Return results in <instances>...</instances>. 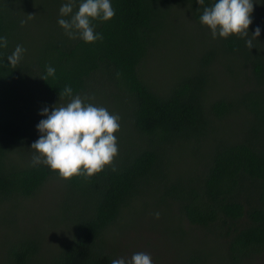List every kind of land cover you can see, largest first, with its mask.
I'll return each mask as SVG.
<instances>
[{
	"label": "trees",
	"instance_id": "obj_1",
	"mask_svg": "<svg viewBox=\"0 0 264 264\" xmlns=\"http://www.w3.org/2000/svg\"><path fill=\"white\" fill-rule=\"evenodd\" d=\"M66 2L0 0V37L8 41L0 47V264H111L117 233L135 214L172 207L162 216L155 261L173 264L169 252L160 258L173 236L186 249L180 264L263 262L264 0H254L248 38L256 27L261 34L251 49L236 35L213 39L200 23L215 0H111L116 14L93 21L103 36L95 43L65 35L58 19ZM27 15L34 18L21 27ZM182 16L206 33L183 54L176 43ZM17 45L27 51L13 68L7 57ZM173 49L182 58H173ZM156 50L164 58L150 78ZM47 66L55 75L45 81ZM65 86L88 97L102 86L110 97V106L89 102L121 117L115 171L106 166L91 178L64 180L33 165L35 150L23 155L39 139L42 109L69 102L59 96ZM53 186L61 198L43 220L51 227L18 230L14 213ZM56 224L64 230L52 237L57 248L47 250ZM203 241L220 249L214 255Z\"/></svg>",
	"mask_w": 264,
	"mask_h": 264
},
{
	"label": "clouds",
	"instance_id": "obj_2",
	"mask_svg": "<svg viewBox=\"0 0 264 264\" xmlns=\"http://www.w3.org/2000/svg\"><path fill=\"white\" fill-rule=\"evenodd\" d=\"M204 5V0H197ZM74 11V9H77ZM254 0H215L208 7H204L200 16V23L207 26L213 39L217 36L227 39L236 35L245 39L246 47H254L253 40L260 36L261 29L256 27L251 38L249 26L252 24ZM59 26L70 39H82L86 43L102 41L103 36L95 31L93 21H109L116 12L111 0H67L59 10ZM63 17H68L65 19ZM20 21L21 27L33 19ZM7 37H0V47H7ZM27 51L22 45H17L11 55L7 57L8 64L13 68L22 60ZM45 81L55 75V68L47 66ZM119 75V74H118ZM59 96L68 97L66 105L44 107L40 112L46 117L36 125L40 133L39 139L31 145L35 150L33 165L44 164L57 172L60 178L69 180L76 176L86 179L101 173L106 166L113 167L115 158L119 155L118 137L114 135L121 129V117L113 114L103 106L89 102L94 97L73 95L71 86H65ZM159 213H155L159 219ZM111 264H153L150 254L136 252L130 260L123 258L112 260Z\"/></svg>",
	"mask_w": 264,
	"mask_h": 264
},
{
	"label": "rangeland",
	"instance_id": "obj_3",
	"mask_svg": "<svg viewBox=\"0 0 264 264\" xmlns=\"http://www.w3.org/2000/svg\"><path fill=\"white\" fill-rule=\"evenodd\" d=\"M175 15L179 17L181 14L177 13ZM176 34V43L179 45L178 48L181 49L180 51L182 54V47L197 48L198 45H201L204 42V37L206 35V33L201 30L198 26L192 25L190 27L187 19L183 16L179 18V24L176 28ZM164 35L167 36L165 33ZM154 53L159 57V59L150 65V78H152L156 75V73H158V68H160L161 66L157 67V65L161 63V59L164 58V56L159 50H156ZM181 53L173 49L171 52V56L178 60L182 58ZM161 80L162 79H158V81ZM219 80L223 83L225 88L230 87L232 84L231 80L225 77L223 74L219 77ZM100 88L101 90L99 94L98 92L96 93V89L94 90V92L98 96H89L94 97V99L97 101H103L104 103L107 102L110 106V97H107V95H103L105 93V90L102 86ZM107 93L110 95V88L107 89ZM87 95L88 94H86V96ZM67 103H61L57 106L66 105ZM108 111L110 112V109H108ZM32 151L33 149H31L29 146H26L23 151V155H29ZM59 190L60 187L56 188L53 186L47 191H45L36 200L31 199V201L29 202H23L21 207L14 213L16 216L15 219L18 230L29 231L30 229H32V227H42L41 229L43 230L49 229L51 227V223L44 224L43 220L44 218H50L58 209V202L61 197H57L56 193H58ZM170 209H172L171 211H173L175 208H163L162 211H150L146 215H142V211H139L137 214H135L131 218L130 222L127 223V227L123 228L117 233L116 240L113 242L114 249L116 251V254L118 255L117 259L123 258L125 260H130L131 256L134 253L145 252L151 255L153 264H160L159 262L155 261V258L158 256V253L156 249H153V246H156L157 244L159 245L160 243L158 240L160 239V236L163 231L162 216H164ZM157 212L160 214L159 219H156L155 217V213ZM168 225L171 227H177L176 224ZM56 228L57 229L55 231H50L51 241L52 237L56 236L55 234L61 233L64 230L63 224H56ZM207 237L208 236L206 235V238ZM198 239L201 240L200 238ZM170 241L171 243L169 250L167 248L165 250L160 249L164 251L162 254H160V258L163 262V258L161 256H164L169 252L170 257H168L167 259H170L173 264H180V261H183L186 254L185 246L182 245L178 240L176 241L175 239H173V236H171ZM48 245L49 248L47 250L51 249L52 251H54L55 248H57V244L55 241L50 242ZM202 246H204L207 251H212L214 255L220 249L218 245L213 244L209 241H203ZM211 260H213V257L211 258ZM209 264H215V262L212 261ZM258 264H264V261L259 262Z\"/></svg>",
	"mask_w": 264,
	"mask_h": 264
}]
</instances>
